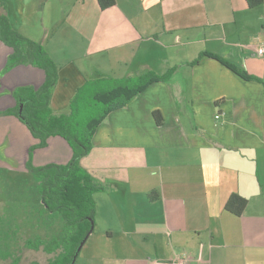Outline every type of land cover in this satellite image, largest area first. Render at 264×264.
<instances>
[{
	"label": "crops",
	"instance_id": "crops-1",
	"mask_svg": "<svg viewBox=\"0 0 264 264\" xmlns=\"http://www.w3.org/2000/svg\"><path fill=\"white\" fill-rule=\"evenodd\" d=\"M115 1L105 10L98 0H61L50 10L46 0L17 2L37 5L36 17L27 9L19 18L59 67L56 114L69 112L89 78L170 75L111 112L81 160L106 188L94 194L101 222L81 264H168L183 255L190 264H264V58L256 54L264 0L253 8L247 0ZM2 4L14 26L8 0ZM12 53L0 40V117L15 129L21 121L8 112L16 93L38 91L46 74L33 65L7 70ZM28 132L25 164L40 143ZM53 147V160L36 161ZM72 155L53 136L32 161L65 165ZM232 194L249 201L242 216L225 209Z\"/></svg>",
	"mask_w": 264,
	"mask_h": 264
},
{
	"label": "trees",
	"instance_id": "trees-1",
	"mask_svg": "<svg viewBox=\"0 0 264 264\" xmlns=\"http://www.w3.org/2000/svg\"><path fill=\"white\" fill-rule=\"evenodd\" d=\"M247 2L253 8L261 5L263 0H247ZM98 3L101 9L105 10L114 6L116 1L98 0ZM4 11L6 7L2 4L0 40L13 50L7 70L19 65H33L44 70L46 74L45 82L38 91L20 88L16 93L18 99L16 110L8 112L17 116L32 135L40 140L37 146L30 149L26 169L36 183L35 190L38 197V203L32 204L30 210L35 216L31 226L36 224L33 227L37 229L46 227V235L43 236L40 233L42 230H38L34 236L27 237L24 248L42 250L48 255H54L48 264H71L81 243L85 240L87 242L88 236L95 229L97 208L94 194L106 189L81 166V160L92 150V140L97 128L111 112L126 107L148 86L154 82L167 81L170 75L161 76L147 72L139 77L122 79L103 77L94 81L89 80L77 90L69 104V112L56 114L51 108V101L59 80V67L43 49L41 43L13 29ZM246 76L245 78H248ZM25 91L32 92L31 96H24ZM154 116L157 124L162 125L164 120L160 112H154ZM53 136H60L69 143L73 152L70 162L65 165L52 163L35 166L32 161L33 151L36 148L47 147L49 138ZM248 204L246 198L232 194L225 209L236 216H242ZM39 216L43 218L40 223H38ZM0 219L3 223L1 224L3 231L0 234V260L10 261V264H20L22 257L12 251L7 241L8 232H15L16 229L13 227L11 229L10 225L6 224L5 218L0 217ZM56 223L61 225L60 232L49 235L47 231L50 225ZM5 227L10 230L5 231Z\"/></svg>",
	"mask_w": 264,
	"mask_h": 264
},
{
	"label": "rangeland",
	"instance_id": "rangeland-1",
	"mask_svg": "<svg viewBox=\"0 0 264 264\" xmlns=\"http://www.w3.org/2000/svg\"><path fill=\"white\" fill-rule=\"evenodd\" d=\"M46 1H50L48 5L49 10L52 9V5H59L58 7L61 8L59 4L61 0ZM8 2L10 4L11 15L13 16V29L23 36H27V38L29 36H32L33 32L36 33V28L28 27L30 26L29 22H26L25 20V22H23L19 17H29L27 15V9L29 11L30 17H36L34 12H36L37 10V5H33L27 7V9H23L22 7H26L27 3L23 5L19 4L17 3L19 2V0H8ZM41 16H45L44 22L49 25V13L47 12L46 15H44L43 12ZM60 24L61 23L58 22L56 25H54V30L52 32L57 30V27ZM34 36L36 35L34 34ZM41 44L43 46V49L47 51L49 47L48 44H46L45 42H42ZM98 79V77H93L89 78L88 81H94ZM28 131V128L21 122H19L18 127L14 129L10 126L9 121H6L4 117H0V217L5 218L6 224L10 225L11 229L12 227L16 229V233L13 231L8 232L10 229L5 227V231L9 233V238L7 241L8 243H10L12 251L14 250L16 255H20L22 257L20 264H48L51 258L54 257V255H48L42 250L34 251L24 248V243L27 237L34 236V233H36L38 230H42L40 233L43 236L46 235V227L37 229L34 228L36 224L31 226V224H33V221H35V216L30 213V210L32 204L38 203V197L35 190L36 183L30 172L26 169V161H22L23 158H26V135L27 133H29ZM41 151L42 152L37 155L36 161H39L42 158L43 160H48L49 162L53 160V155L56 154V149L54 147L52 151ZM10 153H13V157ZM42 219L43 218L39 216L38 223L42 222ZM96 220L98 222H101L98 218ZM1 224L3 225L0 219V234L1 231H3V229H1ZM42 225L45 226L44 224ZM99 227L100 225L98 224L97 229ZM47 228L49 227L47 226ZM60 230L61 225H59V223H56L52 226L50 225L47 233L49 232V235L53 233L57 234L60 232ZM97 231L98 230H96V232ZM86 251L87 250H85V252ZM80 257L81 256H79V258ZM78 259L76 264H81V259ZM0 264H10V261L3 262L0 260Z\"/></svg>",
	"mask_w": 264,
	"mask_h": 264
},
{
	"label": "built area",
	"instance_id": "built-area-1",
	"mask_svg": "<svg viewBox=\"0 0 264 264\" xmlns=\"http://www.w3.org/2000/svg\"><path fill=\"white\" fill-rule=\"evenodd\" d=\"M259 57L264 58V43L261 44V46L259 47V49L257 50L256 53ZM220 116H217V119ZM168 264H190V260L188 259V257L186 255L180 256L178 258H176L175 260L171 261ZM199 264H203V263H199Z\"/></svg>",
	"mask_w": 264,
	"mask_h": 264
},
{
	"label": "water",
	"instance_id": "water-1",
	"mask_svg": "<svg viewBox=\"0 0 264 264\" xmlns=\"http://www.w3.org/2000/svg\"><path fill=\"white\" fill-rule=\"evenodd\" d=\"M88 237H90V236H88ZM85 243H86V240H85L84 242L81 243V245L79 246V248H78V250H77V252H76V254H75V257H74V259H73V261H72L71 264H75V263H76V261H77L79 255H80V253H81V251H82V249H83Z\"/></svg>",
	"mask_w": 264,
	"mask_h": 264
}]
</instances>
